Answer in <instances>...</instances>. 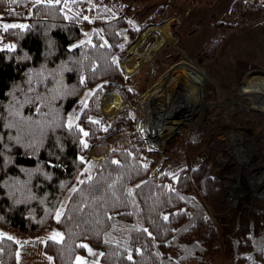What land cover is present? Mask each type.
<instances>
[{
    "label": "trees",
    "instance_id": "16d2710c",
    "mask_svg": "<svg viewBox=\"0 0 264 264\" xmlns=\"http://www.w3.org/2000/svg\"><path fill=\"white\" fill-rule=\"evenodd\" d=\"M112 1L132 12L152 0ZM212 1L188 0L190 5ZM71 5L78 10L86 2ZM28 7L32 15L26 27L1 31L16 46L0 50V229L36 238L55 227L62 241L48 239L45 245L54 264H77L76 256L86 253L79 247L84 242L101 250L100 264H204L220 254L233 264H264V199L238 203L231 235L221 233L206 209L220 216L230 211L228 184L237 171L227 141L201 142L212 128L207 119L184 144L191 158L207 149L199 167L152 174L157 154L148 153L135 132L127 147L113 148L92 162L89 176L57 220L63 197L86 165L88 148L79 141L100 143L122 122L134 127L131 112L106 119L99 96L108 85L125 89L118 60L137 33L125 16L103 7L90 16L102 21L104 36L81 12L60 4L0 0V15ZM235 15L245 24L264 19V4L235 0L230 16ZM93 89L78 128L69 129V113ZM263 120V114L237 106L233 123L242 127ZM261 166L264 147L252 164ZM17 250L15 239L0 236V264H17Z\"/></svg>",
    "mask_w": 264,
    "mask_h": 264
},
{
    "label": "rangeland",
    "instance_id": "374dc122",
    "mask_svg": "<svg viewBox=\"0 0 264 264\" xmlns=\"http://www.w3.org/2000/svg\"><path fill=\"white\" fill-rule=\"evenodd\" d=\"M38 1L60 4L69 12H81L84 17H88V20L93 23V29L101 36H104L102 21L91 17L90 12L98 7L108 8L115 16H125L130 26L137 33L135 39L126 46V56L118 60L119 68L124 76L125 89L108 85L107 90L102 91L99 96V108L106 119L113 120L123 112H131L134 116V127L130 128L122 122L119 130L102 142L89 144L86 141L89 145L86 165L81 176L63 197L55 217L58 212L62 213L71 193L84 178L89 176L92 162L100 160L113 148L127 147L128 138L135 132L144 141L146 151L157 154L152 174L161 171L175 173L182 168L199 167L205 160L207 149L191 158L188 151L187 154L185 153L184 144H187L191 131L196 127L203 126L204 120L207 119L210 121L209 126L212 128L207 130V135L201 139V142L208 143L214 139L227 141L238 165L234 179L228 184V188L234 185L236 180H240V184L244 189V194L236 200L237 204L235 206L229 188L231 209L223 216L216 215L205 205L209 215L219 226L221 233L231 235L235 220V208L238 203L247 198H250L253 202L264 199V196L253 195V188L250 183L255 171L264 170V166L252 167L258 152L264 147V140L262 137L256 136L254 130L258 129L263 132L264 120L262 124L242 127H238L233 123L237 106L257 111L264 116V111L254 107L253 97L244 95L242 92L244 86L248 84L264 85V19L245 24L238 16L231 17L230 12L233 9L235 0H213L211 3L196 5H190L188 0H152L139 5V7H133L132 12H128L125 4L112 0H83L86 5H81L78 10H75L71 5L74 0H59V3H57V0ZM252 1L264 4V0ZM31 15L32 7L10 9L0 15V50H12L16 46L14 41L4 38L1 34V31L7 30L3 26L5 24L27 26ZM149 26H166L167 33L172 37L171 40H167L158 48H155V45L162 41L163 36L161 33L153 32L147 40H144V44H141L142 32ZM217 40H220V44L215 46ZM123 62L132 66V73H127L123 69ZM194 63L198 64L200 68L194 66ZM178 65L186 66L199 74L207 76L208 81L204 90L201 91V96L207 106L204 110H200L197 115V118L201 121L200 124L187 125L179 131L167 133L166 137L162 139L165 143L163 150L150 148L148 141L143 137L140 123L142 96L151 93L157 81ZM209 85L213 89L209 88ZM94 91V89L87 90L79 104L69 113L68 119L72 117L74 125L79 126L80 115L85 107L84 102L88 104V100ZM111 93L118 94L122 98L123 105L120 109L107 113L102 106V98ZM230 109H233V113L228 126L224 123V120L228 117L226 115H228ZM77 116L79 119H75ZM225 128H229L228 131H242L243 138L237 139L235 144L232 143L226 135ZM180 136L181 138H179ZM185 140L187 141L185 142ZM176 142H180V145L177 146ZM250 142L254 146V154L249 162L239 167L237 150L239 147L250 145ZM197 193V198L203 203L201 194ZM46 233L48 237H51L54 233L60 232L53 227L47 230ZM0 236L13 239L21 238L3 229H0ZM84 244L88 245L94 255L89 254L86 249V253L78 254L76 258L83 257L86 264H96V262L100 264L101 250L87 242H84ZM189 264L199 263L191 261ZM204 264L233 263L227 261L224 255L220 254L211 262Z\"/></svg>",
    "mask_w": 264,
    "mask_h": 264
},
{
    "label": "bare ground",
    "instance_id": "6f19581e",
    "mask_svg": "<svg viewBox=\"0 0 264 264\" xmlns=\"http://www.w3.org/2000/svg\"><path fill=\"white\" fill-rule=\"evenodd\" d=\"M153 32L161 33L163 36L162 41L155 45V48H158L163 42L172 38L167 33L166 26H149L142 32V36L140 37L141 44H144V40H147ZM194 66L200 68L196 63H194ZM122 67L127 73H132L133 71L132 66L125 62H123ZM207 81L206 75L199 74L197 71L186 66L178 65L165 73L157 81L151 93H146L142 96L140 123L143 137L148 141L150 148L163 150L165 143L162 139L166 137L167 133L179 131L187 125L200 124L201 121L197 118V115L200 110H204L207 106L201 96V91L204 90ZM242 92L244 95L253 97L252 102L255 108L264 111L263 84H248L244 86ZM102 99V106L107 113L118 110L123 105L122 98L115 93L105 95ZM232 113L233 109H230L228 115H226L228 117L224 120V123L228 126L230 125ZM227 129L229 128H225L226 135L232 143L235 144L237 139L243 138L242 131H228ZM254 134L262 137L264 140V131L261 132L256 129L254 130ZM254 151V146H252L251 142L250 145L238 148L239 167L250 161ZM250 183L254 196H264V170L255 171ZM231 190L232 199L235 202L244 194L240 180H236L235 184L231 186Z\"/></svg>",
    "mask_w": 264,
    "mask_h": 264
},
{
    "label": "crops",
    "instance_id": "0c3cea01",
    "mask_svg": "<svg viewBox=\"0 0 264 264\" xmlns=\"http://www.w3.org/2000/svg\"><path fill=\"white\" fill-rule=\"evenodd\" d=\"M45 232L36 238L15 239L18 242L17 264H54L53 258L45 252L50 237Z\"/></svg>",
    "mask_w": 264,
    "mask_h": 264
},
{
    "label": "snow or ice",
    "instance_id": "6c2138e0",
    "mask_svg": "<svg viewBox=\"0 0 264 264\" xmlns=\"http://www.w3.org/2000/svg\"><path fill=\"white\" fill-rule=\"evenodd\" d=\"M37 2H38V0H37ZM57 3H59V0H57ZM84 19H88V17H84ZM3 27H4L5 29H8V28H16V27L24 28V27H26V26H25V25H16V24H5ZM13 47H14V46H13ZM83 82H84V81H83V79H82V80H81V83H83ZM39 98H40V97H38V99H39ZM84 106L87 107L86 102H84ZM75 119H79V117L77 116V117H75ZM92 122H93V123H99L98 121H92ZM66 127H68L69 129H73L74 127L78 128V126H75V125L73 124V118H72V117H70V118L68 119V122H67V124H66ZM78 130H79L80 132H83V135H84L85 137L89 135V133H88V132H84L83 129H78ZM79 143L83 146V148H88V147H89V145H88L84 140H80ZM80 159H81V162H84V161H83V157H81ZM113 163H119V162H118V161H113ZM81 182L83 183V181H81ZM128 195H129V196L132 195L131 191L128 192ZM60 215H61V213L58 212V213H57V216H56L57 220H59ZM164 220H168V216H164ZM145 231H147V229H145ZM149 235H151V234L149 233ZM57 237H59V240L57 239ZM8 238L11 239V237H8ZM50 239H52V240H56V241L59 243V242L62 241V239H63V235H62L61 233H54V234L50 237ZM79 247L86 248V249L88 250L89 254L94 255V253H92V250H91L90 248H88V245L83 244V245H79ZM100 255H103V253H100ZM76 259H77V264H86V261H85V259H84L83 257H77ZM128 259H132V257L129 256ZM96 264H98V262H96Z\"/></svg>",
    "mask_w": 264,
    "mask_h": 264
},
{
    "label": "water",
    "instance_id": "95a60500",
    "mask_svg": "<svg viewBox=\"0 0 264 264\" xmlns=\"http://www.w3.org/2000/svg\"><path fill=\"white\" fill-rule=\"evenodd\" d=\"M110 95H111V94H110ZM237 166H238V165H237ZM229 188L231 189V187H229ZM231 191H232V190H231ZM231 191H230V192H231ZM236 204H237V201H236V202H234V205H235V206H236Z\"/></svg>",
    "mask_w": 264,
    "mask_h": 264
}]
</instances>
